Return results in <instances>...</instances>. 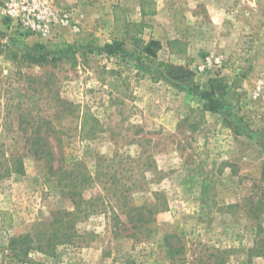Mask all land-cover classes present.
I'll return each mask as SVG.
<instances>
[{"label":"rangeland","instance_id":"374dc122","mask_svg":"<svg viewBox=\"0 0 264 264\" xmlns=\"http://www.w3.org/2000/svg\"><path fill=\"white\" fill-rule=\"evenodd\" d=\"M154 1L61 0L40 37L0 0V264H264V0Z\"/></svg>","mask_w":264,"mask_h":264},{"label":"trees","instance_id":"16d2710c","mask_svg":"<svg viewBox=\"0 0 264 264\" xmlns=\"http://www.w3.org/2000/svg\"><path fill=\"white\" fill-rule=\"evenodd\" d=\"M141 1V15L143 17L148 16H154L157 14V8H156V2L154 0H140ZM141 29L145 27L144 24L138 25ZM144 42L136 38L134 41V45L136 47V50L139 55H143V44ZM145 44V43H144ZM6 46V45H5ZM4 45H0V54L3 53L2 48ZM149 47V45L146 47V49ZM103 51L109 56V57H116L120 54H123L125 52V47L123 42L119 41H113L110 44H106L103 48ZM27 59H29L33 63H43V62H49L51 60L52 62H55L56 59H49L47 55H33V54H27L25 55ZM185 69L183 67H176L172 65L166 66V74L168 77H170L173 80L176 81H184L185 80ZM230 87L226 83L224 78L217 77L210 79L209 81V88L204 90L200 96V108L203 112H212L216 113L220 110L222 101L227 97L229 94ZM230 128L232 127L231 124L228 125ZM35 155H37L40 159L44 158L45 156L51 157L53 156V153L51 152L49 146L47 144H42L38 146V150L36 151ZM55 157V156H54ZM52 168V167H51ZM62 171V167H58L55 170L54 175ZM151 212L150 210H148ZM138 220L142 221L143 216L140 214L138 215ZM25 241V240H24Z\"/></svg>","mask_w":264,"mask_h":264},{"label":"built area","instance_id":"2783aa9c","mask_svg":"<svg viewBox=\"0 0 264 264\" xmlns=\"http://www.w3.org/2000/svg\"><path fill=\"white\" fill-rule=\"evenodd\" d=\"M61 0H2L4 17L25 35L49 37L57 27H68L70 14L60 9Z\"/></svg>","mask_w":264,"mask_h":264},{"label":"crops","instance_id":"0c3cea01","mask_svg":"<svg viewBox=\"0 0 264 264\" xmlns=\"http://www.w3.org/2000/svg\"><path fill=\"white\" fill-rule=\"evenodd\" d=\"M36 40H38L39 42H43L42 40H40V39H36Z\"/></svg>","mask_w":264,"mask_h":264}]
</instances>
